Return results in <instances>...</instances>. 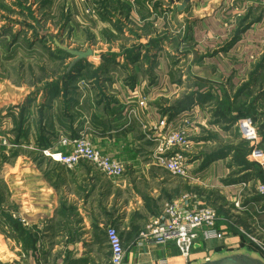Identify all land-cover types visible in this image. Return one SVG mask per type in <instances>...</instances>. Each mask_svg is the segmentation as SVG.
<instances>
[{
    "label": "crops",
    "instance_id": "1",
    "mask_svg": "<svg viewBox=\"0 0 264 264\" xmlns=\"http://www.w3.org/2000/svg\"><path fill=\"white\" fill-rule=\"evenodd\" d=\"M83 1L87 7L94 3V0ZM155 1L107 0L106 14L101 12L100 16H96L84 14L83 10L76 7L77 2L73 0L74 7L63 10L57 19L58 27L64 24L60 41L65 27H71V31L84 34L86 50L93 51V57L82 65L84 72L80 75L73 73L72 76L76 78L82 75L80 77L82 80L88 75V66L94 64L95 66L91 68L98 69L99 65H104L106 71L99 74L101 77L99 80L103 82L101 89H105L103 88L105 86L116 96L114 101L109 99L102 108L99 105V109L103 110L100 117L90 121L88 118L78 116L70 120V129L67 131H71L72 137L86 132L97 150L125 166L126 174L122 178H108L86 162H80L74 169L68 170L56 163L52 164L51 160H46V163L52 165L46 173L45 170H37L35 166L34 168L19 167L18 173L35 171L37 175H28L20 180L18 196L13 192L16 191L15 187L8 181L9 188L7 186L5 190L7 202L9 204L12 199L19 205L18 214L24 221L23 227L35 232L38 242L35 252H25L16 242L18 246L15 250L16 256L6 264H13L12 262L41 264L39 259L47 255L51 256L53 264H107L109 251L106 245V230L110 226H114L121 237L125 250L123 264H191L200 259H207L215 253L244 248L246 240L240 234V227H255L264 233V197L256 194L247 195L245 201L249 208L247 212L233 206V202L242 190V186L237 182L258 181L250 166L258 165L264 168V159L261 161L259 157L254 156L255 163L251 161L252 163L247 165L245 162L235 161L233 151L198 158L185 154L191 180L185 181L175 177L153 159L156 145L152 140L159 131L163 130V127H161V116L148 104L155 99L157 101L163 98L162 93L166 89L177 95L172 98L176 100L184 91L190 93L193 90L199 96L213 97V90L216 88L213 84V76L220 71L230 70L232 75L234 73L240 75L242 97L250 94L246 105L252 106V109L258 113L264 111V0H213V2L190 0L184 13L178 10L183 0H167L171 12L166 19L157 16L159 14L154 10ZM56 2L58 0H51L50 10L44 9L42 14L50 13L54 16L52 11L56 9L53 8ZM133 5L137 9L134 10ZM35 7L36 5L33 4L34 11ZM139 11L141 15L137 14L140 13ZM144 13L147 16H142ZM156 18L173 24L189 22L192 25L190 41L194 44V53L189 56L184 55L180 63H185L186 59L192 63L193 56H198V60H204V63L196 65L197 60L189 72H186L184 68L171 67L167 63L165 59L168 58L169 53L162 51L157 56H153L155 54L150 53L154 51L153 45L148 49L149 53L142 50L143 46L151 41L160 39H157L155 34L160 28V22H156ZM60 19L63 23H60ZM110 19L118 21L115 23L116 31L123 28L122 32H125L124 39L121 35L122 38L116 39L115 43L114 40L106 43L107 47H117L118 54L97 50L98 46L103 44L99 39L102 30L105 35H109V38L112 35L119 36L109 23ZM241 21L245 30L232 44L238 30L236 23ZM146 27L149 32L145 30L143 34L142 30ZM97 38L99 41L95 43L94 40ZM61 43L64 44L63 41ZM230 44L232 45L225 49ZM65 46L72 47L71 44ZM133 51L140 52L138 59ZM207 52L211 54L205 55ZM201 54L205 57L199 59ZM144 55L151 59L159 58L158 67L151 70L152 82L134 73V82L127 83L124 76L121 77V73H124V70H135V66L130 65L131 62H143ZM173 61L176 65V60ZM71 62L72 60H67L68 64ZM177 69H181V72L176 76L179 80L174 82L173 74ZM187 74L191 76L189 80ZM95 79L92 78L88 84L94 86ZM157 80L163 81L164 85L158 86ZM196 80H202L201 87H191L186 83L197 82ZM142 101L145 103L144 106H140ZM165 105L171 106L169 102ZM76 108H79V104ZM195 108L197 109L196 105ZM132 109L139 111L140 116L129 119L127 114ZM167 115L168 120L166 118L162 120L163 126L166 124L169 127L173 126L176 115L172 118ZM147 124L150 127L160 128L158 131L147 132L145 131ZM262 133L257 144L258 148L264 147V129ZM48 149L51 152H69L63 148ZM255 153L259 155V152ZM229 161L231 162L227 164ZM5 164L9 165V162ZM229 169L234 174L231 178L226 175ZM220 174H224V177L221 179L217 176L216 179V175ZM10 192L11 196L8 195ZM187 193L195 194L191 195L192 199L188 201L191 206L205 205L217 210L216 229L227 236L225 240L207 241L201 233L189 260L180 255L173 243L155 245L141 239V233L150 221L161 214L170 202L182 199ZM9 235L12 237L11 233ZM25 254L29 259L25 262L20 261L19 256Z\"/></svg>",
    "mask_w": 264,
    "mask_h": 264
},
{
    "label": "rangeland",
    "instance_id": "2",
    "mask_svg": "<svg viewBox=\"0 0 264 264\" xmlns=\"http://www.w3.org/2000/svg\"><path fill=\"white\" fill-rule=\"evenodd\" d=\"M27 1L29 3H34L35 0ZM74 1L77 2L75 3L76 7L79 8V10H83V13L86 14V11L89 7L84 4V1ZM211 2H213V0ZM208 3L209 1H207L206 4ZM39 7L40 3H38V6L34 8V18H36L35 27L39 35L43 36L47 33H50L55 36V39H57L59 42L63 41L65 45L71 44L72 49L86 50L87 46L86 44H84L85 42L83 40L86 37L84 36V34L78 31H71V27H65L62 35V40L60 41V34L62 33L64 24H61V26L58 27L59 22L57 19H59V16L61 12H63V10H70L72 7H74L73 0H58V2L54 3L53 8H56L52 11V14H54V16H51L50 13L49 15L42 14V11H39ZM90 7L96 8V16L101 15L100 6L97 5L95 0ZM132 8L134 10L137 9V7L134 5L132 6ZM46 10H50L49 6L46 7ZM154 10L157 11V14H159L157 15L159 18L162 19L163 17L164 19H166L167 15L171 12V6H169L167 0H156L154 2ZM14 11L15 12H13V10H10V12H8L7 10L3 11L0 8L1 16L3 15L4 17H10L11 20H13L12 22L7 23V21L2 22L0 18V146H5V154L3 155V157L6 156V159L9 161V165L4 163V166L2 162L3 158L0 161V192L1 190H3V188L4 190H6L7 186L9 188V181V183L12 184V186L16 189V191H13L14 194L18 196V190L20 189L19 183L21 182L20 180L28 175H37L35 171H21V173H18L19 171H17V169L19 167L34 168L35 166L37 170H45L46 173L49 166H52L51 163L55 164V162L53 163V161H51L50 164L46 163V160L49 161L48 157H40L43 151H45L40 150V141L42 142L45 139L47 144L49 142L54 143L53 148H63L61 145V140L63 138L72 136V134L70 133L71 131H67V129H70L69 123L71 122L69 121L71 119L81 116L88 118L90 121H94L95 118H98L102 115V106H105V104L108 103L109 99L114 101V99H116V96L110 92L111 89H108L105 86L103 87L105 89H101V86L103 85V82H100L99 80L101 79V77L99 75L97 77V69L92 68L88 72V75L82 78V80L80 78L82 75L80 77L76 76V78L73 77L74 79L71 85H69L68 87V92L63 93V89H61L56 99H52L50 96L46 97V95L44 97L42 93L36 96L35 92L37 90V87H42L44 84V81L42 83L38 81V84L36 82L44 75L41 70H39V68L45 67L48 70L49 74H51L49 75V78L46 79L48 82L50 81V77L57 78L61 74H63L61 73L60 75H58L62 71V68H60V65H58L57 62L54 63L49 57H47V49L52 48V39L46 40L42 37L37 38L35 37L34 33H31V29L26 26H13L14 24H16L13 22H18L19 20L21 22H32L24 20L25 18L19 16L16 9H14ZM137 14L141 15V12ZM192 15H194V13H192ZM142 16H147V14L144 13ZM63 17L64 16H62V18ZM110 20L111 21H109V23L115 30V33H118L119 36L116 37L112 35V37L109 38V35H105L102 30L101 33H99L101 37H98H100V41L105 45H99L97 50H105L104 52L118 54L117 47H107L106 43L113 40V42L115 43L116 39H121L122 37L120 36H123L125 32H122L123 28H121L120 31H116L117 26L115 27V23H118V21L116 19ZM157 21L160 22V28L159 31H157V33L155 34H157V39H160L158 40V45L153 47L154 51L150 53L155 54L153 56H157L159 52H167L169 53V55L165 60L171 67L178 66V68H184L186 72H189L191 66L197 62L198 56L192 57V63H190L189 59H186L185 63H180V61L184 55L189 56L194 53V44L190 41V29L192 28V25H190L187 21L175 24L167 23L166 20L162 21L157 19L156 22ZM125 22L127 23V20H125ZM60 23H63V20L60 19ZM236 24L238 29L240 26V22H237ZM146 28H143V34L145 30L149 32L148 27ZM87 37L90 36L87 35ZM124 38L125 37L123 36V39ZM99 39H95V43H98ZM150 46L151 45L148 43L146 46H143L144 48H142V50L144 49L147 51V53H149L148 49L150 48ZM112 49L114 51H111ZM209 54H211V52H207L205 55ZM139 55L140 52L134 53V56H136L137 59ZM205 55H199V59H201L200 57H205ZM158 59L159 58L156 59L155 57L151 59L147 57V55H144L143 62H131L132 64L130 65H134L135 70H124L125 72L121 73V77L124 76L127 83H133L135 73L152 82L153 74L151 73V70L152 68L158 67ZM173 60H176V65L174 64ZM202 63H204V60H198V63L196 65H201ZM92 66L95 65L92 64ZM99 68L102 67H100L99 65ZM180 70L181 69H177V71H174V82H177V80H179V78L177 79L176 76L180 74ZM83 72L84 69H82L81 72H79L77 75H80ZM56 73L58 74L54 75ZM94 74H96V77L98 79H95L94 86H92L89 85L88 82L91 80V78L94 77ZM234 74L232 75L230 70H228V72H225V70H223L215 74L213 76V84L216 88L213 90V97L200 95V97H197L193 105L187 107L185 110L178 112V114L175 116L176 122H174V125L172 127H175V130L186 132L191 141L190 148L186 152H184L185 154H191V156H195V158H198L204 155H213L216 153L223 154L229 151H233L235 153L233 157L235 161L239 160L241 163L245 162V164L247 165L253 162L254 156L259 157L261 161L264 159V147L258 148L257 146L259 137L263 134L262 131L264 126V111L258 113L254 111L255 109L251 108L252 106L246 105L249 100L248 98L250 97V94H247L244 98L241 96L238 100L235 99L237 92L241 89V78L240 75ZM189 78H191V76H188L187 74V80H189ZM196 81L197 82L187 81L186 83L191 87H201L202 84L200 82H202V80ZM156 83H158V86L164 85L163 81L159 82L157 80ZM177 84L179 86L181 85V83ZM193 91H191L190 93L184 91V93L179 96V99L176 100L172 98L176 97L177 95L173 94L174 92H169V89H166V91L162 93L164 94L163 98L157 101L155 99L153 102L148 103L149 107H151V109H154V111L158 112L157 114L161 116V127H163V129L167 127V124L165 126H163L162 124V120H164L165 118L168 120L167 111L175 109V106L178 105V102L186 100L190 94H198L196 91L195 93ZM42 100L45 104L40 108L39 106L41 102H43ZM167 102H169L171 106H166L165 104ZM64 103H67V108L64 107ZM77 104H79V108H76ZM99 105L101 106L100 109ZM195 105L197 106V109L195 108ZM166 108L169 109L166 110ZM217 115L228 118L236 117L238 120L236 121V125H227L225 122H221L220 117H216ZM136 116H140L139 111L136 112ZM170 117L172 118V116ZM141 119L143 120V117ZM23 120L26 121V124L24 126L21 124V121ZM249 121L252 122L257 134V140L254 144L245 139H242L243 137L241 132V125L243 122ZM145 127V131L147 132H152V130L158 131V128H160L152 126L150 127V125L148 124ZM83 134H86V132H84ZM149 139L151 140V136H149ZM63 149L70 151V148ZM255 152H259V155ZM155 153L156 147L153 152V159H156V157L154 156ZM17 157H20V159H16ZM248 160L250 162H248ZM230 162L231 161H229L227 164H229ZM230 171L231 169H229L226 174L229 176L228 178H231L234 175ZM217 176L218 178L222 179V177H224V174L216 175V179ZM185 181L189 180L185 179ZM225 182H227V180H225ZM238 184L241 185L242 182H239ZM189 194L190 193H187V195ZM6 195L7 193L4 194L3 202L5 207L3 208H9V213L11 214L12 219L23 223L24 221L18 214L19 205L12 201V199L8 204ZM8 195L11 196L12 193L10 192V194ZM191 195L195 194L191 193ZM1 207L2 205L0 204V210H2ZM30 208L31 206H29V209ZM2 229L3 225L0 221V264H6L15 258V250L18 249V246L10 235L8 236L3 233ZM19 259L20 261L25 262L29 259V257L23 255L19 256ZM39 260L41 264H53V260L49 255L42 256ZM12 263L14 264V262Z\"/></svg>",
    "mask_w": 264,
    "mask_h": 264
},
{
    "label": "built area",
    "instance_id": "3",
    "mask_svg": "<svg viewBox=\"0 0 264 264\" xmlns=\"http://www.w3.org/2000/svg\"><path fill=\"white\" fill-rule=\"evenodd\" d=\"M86 14L96 15V8L89 7ZM144 105L143 101L140 102V106ZM127 115L129 119L135 118L136 110L132 109ZM241 132L243 139L252 144L256 142L257 134L252 122H243ZM152 141L156 144L154 154L156 163L175 177L191 180L187 168V157L184 153L190 148L191 142L186 132L167 126L159 131ZM61 145L63 148H70V151L68 153L51 152L48 149L43 151V155L68 170L74 169L80 162H86L108 178H122L126 174L125 166L97 150L87 134L63 138ZM241 186V193L233 202V206L240 211L247 212L249 211L245 203L247 195L256 194L264 197V182L259 180L243 182ZM190 199H192L191 194L170 202L161 214L150 221L141 233V239L155 245L173 243L186 260L190 259L201 233L207 241L225 240L227 236L216 229L217 210L205 205L191 206L188 202ZM257 229L240 227L239 231L246 240L244 246L264 258V233ZM106 245L109 251L107 264H123L125 250L119 232L114 226L106 230Z\"/></svg>",
    "mask_w": 264,
    "mask_h": 264
},
{
    "label": "trees",
    "instance_id": "4",
    "mask_svg": "<svg viewBox=\"0 0 264 264\" xmlns=\"http://www.w3.org/2000/svg\"><path fill=\"white\" fill-rule=\"evenodd\" d=\"M95 2L97 3V5L100 6L101 12L102 13L105 12V14H106V12L108 11L107 10V0H95ZM38 3H40L39 11H43L44 9H46V7H48L50 5L51 0H40V1L35 0L34 3H29L27 0H0V8L3 11L7 10L8 12H10V10H13V12H15L14 9H16L18 15L25 18L24 20L32 21L31 23H29V22H25V21L21 22L19 20L18 22H13V23H16L13 26H18V27L20 25H22L24 27L26 26V27L31 29V33H34L35 37H37V38L42 37L43 39H46V40L52 39L51 40V47L52 48L47 49V52H48L47 57H49L54 63L57 62L58 65H60V68H62V71L60 73L58 72L59 74L56 73L54 75H57V74L60 75L61 73H63V74H61L57 78L50 77V81L48 82L46 79H48L49 75H51V74H49L48 70L45 67L39 68V70H41V72L44 74L42 77H46V78L41 77L42 79L40 78L39 80L36 81L37 84H38V81H40L41 83L44 81V84L42 87H37V90L35 93H36V96H38L42 93L44 95V97L46 95V97L50 96L52 99H56L58 94L60 93L61 89H63V93L68 92V87H69V85H71V79L73 76L66 74L68 66H69V64L67 63V60H68L67 54L55 47V45H54L55 36H53L50 33H47V34L42 36V35H39V33L37 32V29L35 27L36 18H34L35 17L34 16L35 11L33 10V4L38 6ZM44 15H47V14H44ZM2 16L0 14V18H1L2 22L7 21V23H10L13 21V20H11L10 17H4V16L2 17ZM244 30H245V27H244L243 21H241L240 26L236 32V35H235V38H234L232 44L235 43L239 39L241 33ZM149 44L151 46L153 45L152 47H155L158 44V40H153ZM232 44L228 45L225 49H228ZM45 49H46V47H45ZM137 52L138 51H133V53H137ZM91 66H88L87 74L90 71ZM100 67H102V68H98L96 70L97 77L99 74H103L106 71V66L103 65ZM81 69H82V67H79L78 70L75 71L74 73L78 74L79 72H81L80 71ZM96 74H94L93 78H97ZM37 84H35V85H37ZM241 96H242V89H240L237 92L235 99L238 100ZM197 97H200V96L198 94H190L186 100L178 102V105L175 106L176 108L173 110H168L167 113L170 116L177 115L178 112L185 110L187 107L193 105L195 103ZM201 101H202V99H201ZM44 104H45L44 101L41 102L39 107L40 108L43 107ZM64 107L67 108V103H64ZM254 111H256V110H254ZM216 117H220L221 122H225L226 124H229V125L235 124L236 121L238 120L236 117L228 118V117H223L220 115H217ZM21 124L24 126L26 124V121L25 120L21 121ZM50 147L53 148V144H51L50 142L47 144L45 139L42 142L40 141V143H39V148L42 151L47 150ZM4 149H5V146H0V153H1L0 154V161L3 158V161H2L3 164L9 162L6 159V156L3 157V155L5 154ZM40 157L44 158L43 153L41 154ZM250 168H252L254 171V177L259 179V180H262L264 182V168H261L258 165H252V166H250ZM239 182H237V183H239ZM3 193L5 194L4 188L0 192V204L2 205V207H1L2 210H0V221H1V224L3 225V229H2L3 233H5L6 235L11 233L12 237L14 238V241L17 242L18 244H20L25 252L26 251L35 252L36 251V245L38 242L37 241L38 236L36 235L35 232L26 230L23 227L22 223L12 219V217L9 213V210L3 208L4 207L3 206V204H4V202H3L4 194ZM7 229H9V230H7ZM25 256H26V254H25Z\"/></svg>",
    "mask_w": 264,
    "mask_h": 264
},
{
    "label": "water",
    "instance_id": "5",
    "mask_svg": "<svg viewBox=\"0 0 264 264\" xmlns=\"http://www.w3.org/2000/svg\"><path fill=\"white\" fill-rule=\"evenodd\" d=\"M189 2L190 0H183L182 4L178 6V10L183 12ZM54 45L57 49L65 52L68 59L72 60L68 66L67 75H72L79 67H82V65L93 57V51L91 49L86 51L75 50L69 46H65L57 39H54ZM191 264H264V259L259 253L244 247L239 250L215 253L207 259H200Z\"/></svg>",
    "mask_w": 264,
    "mask_h": 264
}]
</instances>
